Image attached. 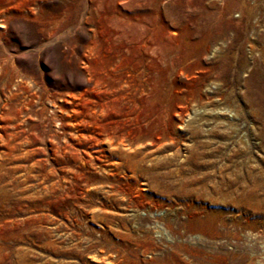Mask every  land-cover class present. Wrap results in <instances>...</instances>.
<instances>
[{
    "label": "rangeland",
    "instance_id": "rangeland-1",
    "mask_svg": "<svg viewBox=\"0 0 264 264\" xmlns=\"http://www.w3.org/2000/svg\"><path fill=\"white\" fill-rule=\"evenodd\" d=\"M0 264H264V0H0Z\"/></svg>",
    "mask_w": 264,
    "mask_h": 264
},
{
    "label": "bare ground",
    "instance_id": "bare-ground-1",
    "mask_svg": "<svg viewBox=\"0 0 264 264\" xmlns=\"http://www.w3.org/2000/svg\"><path fill=\"white\" fill-rule=\"evenodd\" d=\"M102 128H103V126H101ZM126 131H127V129H125ZM120 131V130H119ZM124 132V131H123ZM121 133V134H119V137L118 136H114L113 134H115L114 132H111V131H109V132H107V133H105V135L107 136V138H108V140H107V142H108V144H110L112 147H118V146H123V147H126V145H125V140H126V138L127 137H129V135H130V132H126V133ZM134 133V132H133ZM115 137L117 138V140H116V142L114 143L113 142V139H115ZM134 140V139H133ZM132 139H131V141H133ZM254 233V232H253Z\"/></svg>",
    "mask_w": 264,
    "mask_h": 264
}]
</instances>
